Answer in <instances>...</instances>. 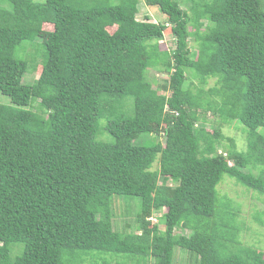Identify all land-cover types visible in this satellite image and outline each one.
Returning <instances> with one entry per match:
<instances>
[{
  "label": "trees",
  "instance_id": "16d2710c",
  "mask_svg": "<svg viewBox=\"0 0 264 264\" xmlns=\"http://www.w3.org/2000/svg\"><path fill=\"white\" fill-rule=\"evenodd\" d=\"M143 1L167 22L139 20L141 0H0V91L12 103L0 104V264H70L91 251L173 264L176 248L191 264H264L217 218L225 175L264 196L262 1ZM46 23L53 29L41 74L24 84L28 63L16 50ZM168 30L172 52L160 48ZM153 67L168 76L156 88ZM188 71L198 86H187ZM125 98L133 100L128 117ZM198 112L243 125L246 151L219 129L209 134ZM151 126L164 142L139 141ZM113 195L140 199L136 231L114 230ZM162 208L164 234L150 221ZM180 227L192 235H176ZM228 236L233 249L219 239Z\"/></svg>",
  "mask_w": 264,
  "mask_h": 264
},
{
  "label": "rangeland",
  "instance_id": "374dc122",
  "mask_svg": "<svg viewBox=\"0 0 264 264\" xmlns=\"http://www.w3.org/2000/svg\"><path fill=\"white\" fill-rule=\"evenodd\" d=\"M35 2H43L45 0H34ZM262 1V8L264 9V0ZM184 9H188L189 6L183 4ZM188 14L192 17V13L187 10ZM148 17L154 23H166L167 18L163 15L158 8L148 7L143 0L139 4V13L137 18L139 20H145ZM206 24V22H205ZM53 26L50 23H46L43 28V32L40 34L37 40L34 42H23L16 50V57L18 59L24 60L28 63L27 72L23 77L24 84L32 85L40 76L43 64V53L45 48L43 47L46 41L47 33L51 32ZM110 33L115 31L114 28H108ZM189 30L194 32V28L189 26ZM205 28H203V31ZM191 52L196 56L198 52V41L195 36L192 35L189 41ZM160 48L162 51L172 52L175 48V41L168 30L164 33L162 40L160 41ZM196 58V57H195ZM188 80L186 82L188 85H199V80L193 75L192 72L188 71ZM148 80L153 84L154 88L162 85L165 80L168 79L167 74L163 72L162 67H153L148 71ZM216 84V79H210L207 86L204 87L208 90ZM132 102V105H131ZM0 104L1 105H12L11 100L8 96L4 95L0 91ZM121 104L123 105V112L125 117L132 115L133 110V100L131 98H125ZM39 100L32 104L31 109L35 112L38 111ZM128 112V113H127ZM197 116L203 121L207 132L211 134L214 129H219L227 138H232L238 150L246 151L247 149V129L241 125L239 122L234 121L229 124H225L221 121L218 114H213L212 112L196 113ZM201 121V122H202ZM201 122L197 126L201 125ZM102 124V129L106 125V120L103 119L100 122ZM259 131H262L260 129ZM264 132V131H262ZM98 139L109 140L107 134L102 133ZM158 139L160 142H164L163 136H158L156 134V127L151 126L149 134L142 136L140 142L151 141ZM229 142L225 139L222 142V146L226 147ZM222 146L219 151H223ZM232 164V163H231ZM159 168V156L153 164V170ZM246 172H252L257 174V169L249 167ZM169 186H174V183L168 181ZM217 193L219 200L217 202V210L219 215L217 218L224 217V227L228 234H236L240 242L245 245L254 248L257 252H262L264 254V196L258 194L257 192L251 191L247 187L238 184L235 179L230 178L225 175L222 181L217 186ZM111 205L114 214V230L121 233H132L136 231L137 224L135 222L136 214L140 211V199L138 197L132 196H121L113 195L111 197ZM167 211L166 208H162L160 211L154 212L152 219H150L152 224H159L161 234H164V222L160 221L161 216ZM163 223V224H162ZM224 231H222V234ZM176 235L189 236L192 235L191 230L183 229L182 227L175 230ZM221 234V236H222ZM190 235V236H191ZM235 235V237H236ZM227 241L228 246L233 249L231 242H228L230 238L219 237V239ZM20 247H15L13 250V255L19 252ZM189 255L188 252L176 248L174 251L173 264H191L186 258ZM70 264H138L135 258H130L129 256H120L114 253H105L100 251H91L86 253H80L75 258H67ZM195 261V260H194ZM152 264V263H150Z\"/></svg>",
  "mask_w": 264,
  "mask_h": 264
}]
</instances>
